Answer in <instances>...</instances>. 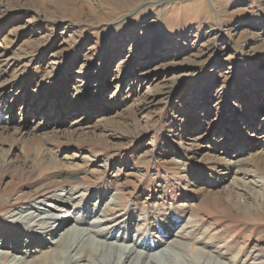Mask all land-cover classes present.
Wrapping results in <instances>:
<instances>
[{"label": "rangeland", "instance_id": "obj_1", "mask_svg": "<svg viewBox=\"0 0 264 264\" xmlns=\"http://www.w3.org/2000/svg\"><path fill=\"white\" fill-rule=\"evenodd\" d=\"M18 174L2 197L9 204L48 192L50 178L108 192L91 199L96 208L117 193L134 218L131 237L152 218L169 238L181 213L223 198L233 180L257 195L243 189L217 221L200 216L204 224L230 240L250 204L264 220V0H0V191ZM245 230L235 245L264 264V240L248 242ZM17 237L0 228L7 259L51 247ZM101 252L91 264L107 263Z\"/></svg>", "mask_w": 264, "mask_h": 264}, {"label": "bare ground", "instance_id": "obj_2", "mask_svg": "<svg viewBox=\"0 0 264 264\" xmlns=\"http://www.w3.org/2000/svg\"><path fill=\"white\" fill-rule=\"evenodd\" d=\"M190 10L195 12L197 9L191 8ZM223 179L224 177L217 179L214 184L222 183ZM16 180H22V176L18 174ZM15 181L0 191V214L6 215L4 221L0 218V228L3 230L13 228L18 237L19 233L21 236L26 234L28 239L33 238L30 241L34 245L40 247V245L50 244L51 247L48 251L41 252L39 256H37L38 251H35L33 260L28 259L30 256L28 252H23L24 257L19 259L21 262L16 260V257L7 259L8 253L0 251V264H48V261L55 258L64 260L65 264H91V256L96 254L101 256L103 248L110 252L106 264H154L157 258H166L168 264H257L259 260L256 254L259 251L250 249L244 252L242 246L235 245V238L245 233L248 227L251 230L248 235H245L248 242L254 240L256 236L258 240H264V220L261 219V213L254 206L251 204L246 206L248 212L244 214L251 217L243 219L244 229L236 231V235H232L230 240L222 239V234L227 231L226 229H221L216 233L217 225L204 224L205 221H202L203 218L200 217L208 221H217L220 219L219 216L223 215L224 209H228L235 199L242 196L243 189H248L247 192L254 191L257 195L255 189L247 188L246 182H242L239 186L233 180L226 187L223 198H205L196 206L194 205L193 210L181 213L184 224L180 231L165 238V233H161V229H155L156 224L152 218L145 221L147 228L144 232L137 229L136 234L134 233L135 235L131 237L129 227L134 218L131 216L132 213L130 214V207L128 205L124 207V201L114 196L117 193L111 196L108 205L96 208L90 205L91 199L97 194L99 197H104L108 192L97 190L96 187L88 189L83 185L56 182L50 178L46 184L48 192L27 199L31 201L25 204H22L25 199V193H22L16 198L14 204H9L3 201L2 197H11L10 186H14L17 183ZM238 181L241 182L240 179ZM248 200L251 199L246 201ZM111 201L117 202L112 203ZM260 203L264 208V201ZM219 206L222 208L219 209ZM114 208H118L117 211L107 213L108 210H114ZM60 211H64L62 217L58 216ZM67 216L69 217L68 222H63ZM37 219H40L38 223L41 226L39 234L32 232L33 222ZM174 220L172 216V221ZM71 221L74 224H71ZM48 225L51 227L48 228ZM237 225L238 221L234 229ZM211 229L212 232H210ZM116 232L118 235L114 239ZM72 233L76 235H72L71 241L65 242V236ZM10 235L9 231L4 234V236ZM89 242L95 243L94 254H83V246ZM230 248H235L234 254L228 255ZM59 251H64L67 256L64 259L59 257ZM261 259H264V256H261Z\"/></svg>", "mask_w": 264, "mask_h": 264}]
</instances>
